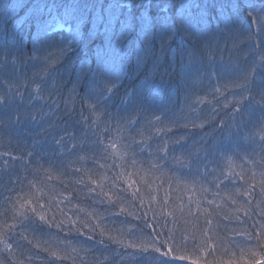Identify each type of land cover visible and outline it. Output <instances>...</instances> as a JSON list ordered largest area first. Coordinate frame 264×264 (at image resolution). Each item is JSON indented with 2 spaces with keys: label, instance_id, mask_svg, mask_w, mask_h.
<instances>
[{
  "label": "clouds",
  "instance_id": "obj_1",
  "mask_svg": "<svg viewBox=\"0 0 264 264\" xmlns=\"http://www.w3.org/2000/svg\"><path fill=\"white\" fill-rule=\"evenodd\" d=\"M133 5L119 72L0 43V264H264V0L197 31Z\"/></svg>",
  "mask_w": 264,
  "mask_h": 264
},
{
  "label": "trees",
  "instance_id": "obj_2",
  "mask_svg": "<svg viewBox=\"0 0 264 264\" xmlns=\"http://www.w3.org/2000/svg\"><path fill=\"white\" fill-rule=\"evenodd\" d=\"M37 0H0V43H25L31 47L32 33L26 31V25L21 29L16 27V20L21 14H25L29 7L34 6L32 4ZM40 1V0H38ZM43 4L48 7H52L57 12H51L49 18L57 14L61 20L66 22L71 27V33L65 35L60 33L58 36H65V42L77 43L83 40L92 41L88 46L86 53H81V59L85 58V55L91 60L93 66L98 64V60L95 54L99 51L110 49L106 43L112 38L117 39L116 42L122 47L119 39L114 36V33L119 32L122 36L128 31V26L124 21L122 13L126 11L123 9V5L131 4V0H102L104 4L111 3L112 8L109 9L108 15L105 16L103 12L99 13L96 19L92 20L89 26H83L82 21L75 19V9L73 5L77 0H41ZM94 2H101V0H94ZM246 4L258 3V0H244ZM19 5V10H14L15 5ZM146 5V7L144 6ZM144 5L140 8L132 6L131 16H140L143 12V18L145 24H151L153 22H164L171 25L177 23L183 25L192 31H197L199 28L210 19L226 18L229 13V0H144ZM33 19V18H32ZM9 27V28H6ZM79 28L80 34L77 36L74 34V30ZM90 27V31H89ZM12 29L14 32H12ZM97 30L98 34L95 37H91V33ZM177 41L181 39L180 27H176ZM135 35V34H134ZM48 37H58L56 32L48 33ZM163 35L157 32V41H162ZM10 41V42H9ZM156 43V41H153ZM173 48L177 47V43L174 41ZM121 66L124 64L126 57H120L116 55ZM116 71V70H114ZM159 84H151L148 88L153 94L156 92V88ZM146 87V82L141 85ZM160 92L162 85L159 86ZM155 95L158 94V92Z\"/></svg>",
  "mask_w": 264,
  "mask_h": 264
},
{
  "label": "rangeland",
  "instance_id": "obj_3",
  "mask_svg": "<svg viewBox=\"0 0 264 264\" xmlns=\"http://www.w3.org/2000/svg\"><path fill=\"white\" fill-rule=\"evenodd\" d=\"M32 5L34 6L29 7L25 14H21L20 16H18L15 24L18 29H21L22 26L26 25V31L32 33L33 44L39 42L41 38L48 37V33L52 34L56 32V36H58L60 33H65V35H68L72 32L71 27L66 22L61 20L59 16H57V14H54L53 17L49 18V14L52 11L57 12L52 7L46 6V4H43L41 0L35 1V3ZM13 8L14 10L20 9L19 5L17 4ZM12 32H14L13 29ZM74 34L77 36L80 34L78 27L74 30ZM97 34V30H95L93 33H91V37H95L97 36ZM58 37L65 39L64 35ZM116 40L117 39L112 38L109 42H107L106 45L110 49H108L107 51L104 50L97 52L95 54V57L97 58L99 65H103L107 68L112 69L113 71L116 70L115 72H119L122 65L120 64L116 55L120 57H126L127 52L124 45L121 47L116 42ZM150 85L151 83L146 82V88H150ZM159 86L160 85H158V87L156 88L155 94L158 92V94L161 93L162 95V90L160 92Z\"/></svg>",
  "mask_w": 264,
  "mask_h": 264
}]
</instances>
